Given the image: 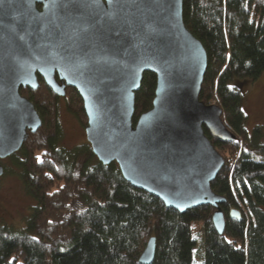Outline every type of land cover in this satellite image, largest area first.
Instances as JSON below:
<instances>
[{"label":"trees","instance_id":"trees-1","mask_svg":"<svg viewBox=\"0 0 264 264\" xmlns=\"http://www.w3.org/2000/svg\"><path fill=\"white\" fill-rule=\"evenodd\" d=\"M181 15L206 54L198 99L220 106L223 123L235 135L234 141L221 142L203 127L223 158L210 182L225 199L223 233L212 225V207L179 213L132 186L115 162L101 164L86 141L59 145V102L84 127L82 101L69 86L63 96L55 95L37 75L35 89L19 92L35 107L40 126L8 156L34 205L22 227L0 222V264H141L149 237L154 238L150 264H192L194 232L202 256L198 264H264L263 129L257 124L247 132L242 96L232 85L264 71V0H182ZM154 89L155 75L143 72L132 123L151 107Z\"/></svg>","mask_w":264,"mask_h":264},{"label":"water","instance_id":"water-1","mask_svg":"<svg viewBox=\"0 0 264 264\" xmlns=\"http://www.w3.org/2000/svg\"><path fill=\"white\" fill-rule=\"evenodd\" d=\"M182 0H3L0 3V160L18 151L41 120L19 92L39 75L57 96L74 88L86 116L85 140L101 164L115 162L132 186L179 213L213 208L223 233L222 195L210 182L223 164L203 127L235 135L220 106L198 92L206 67L201 42L185 27ZM155 75L151 107L132 123L142 73ZM3 167L0 164V177ZM230 215L238 217L237 210ZM154 238L138 257L150 264Z\"/></svg>","mask_w":264,"mask_h":264},{"label":"rangeland","instance_id":"rangeland-1","mask_svg":"<svg viewBox=\"0 0 264 264\" xmlns=\"http://www.w3.org/2000/svg\"><path fill=\"white\" fill-rule=\"evenodd\" d=\"M232 85L239 89L242 96L241 108L246 114L247 132L250 133L253 126L261 125L264 142V71L253 81L248 78L234 79ZM58 121L61 127L59 145L70 147L86 141L82 125L65 108L62 100L58 106ZM0 164L3 167L0 177V222L19 228L24 225L34 200L25 193L11 160L6 157L0 160ZM193 236L197 241L192 251V264H198L202 260L201 251L200 254L198 251L199 238L196 232Z\"/></svg>","mask_w":264,"mask_h":264},{"label":"snow or ice","instance_id":"snow-or-ice-1","mask_svg":"<svg viewBox=\"0 0 264 264\" xmlns=\"http://www.w3.org/2000/svg\"><path fill=\"white\" fill-rule=\"evenodd\" d=\"M3 2V0H0V3H2Z\"/></svg>","mask_w":264,"mask_h":264}]
</instances>
